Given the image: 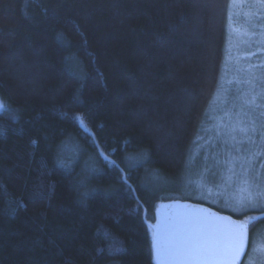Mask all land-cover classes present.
Returning a JSON list of instances; mask_svg holds the SVG:
<instances>
[{"label": "trees", "instance_id": "obj_1", "mask_svg": "<svg viewBox=\"0 0 264 264\" xmlns=\"http://www.w3.org/2000/svg\"><path fill=\"white\" fill-rule=\"evenodd\" d=\"M234 7L0 0V264H156L161 187L185 174ZM227 213L257 215L252 244L264 209Z\"/></svg>", "mask_w": 264, "mask_h": 264}, {"label": "rangeland", "instance_id": "obj_2", "mask_svg": "<svg viewBox=\"0 0 264 264\" xmlns=\"http://www.w3.org/2000/svg\"><path fill=\"white\" fill-rule=\"evenodd\" d=\"M232 4L240 21L233 15L220 84L184 176L161 187L160 201L202 202L222 212L264 209V0ZM65 150L71 163L82 148ZM249 255L248 264H264V227Z\"/></svg>", "mask_w": 264, "mask_h": 264}, {"label": "water", "instance_id": "obj_3", "mask_svg": "<svg viewBox=\"0 0 264 264\" xmlns=\"http://www.w3.org/2000/svg\"><path fill=\"white\" fill-rule=\"evenodd\" d=\"M152 230L156 264H243L251 244L247 220L202 202H160Z\"/></svg>", "mask_w": 264, "mask_h": 264}, {"label": "snow or ice", "instance_id": "obj_4", "mask_svg": "<svg viewBox=\"0 0 264 264\" xmlns=\"http://www.w3.org/2000/svg\"><path fill=\"white\" fill-rule=\"evenodd\" d=\"M7 109H8L7 104L2 100H0V111H7ZM75 118L80 120L81 123L83 124V118L81 116L77 115Z\"/></svg>", "mask_w": 264, "mask_h": 264}]
</instances>
